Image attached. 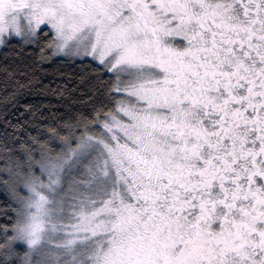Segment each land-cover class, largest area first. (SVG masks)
<instances>
[{
  "label": "snow or ice",
  "instance_id": "obj_1",
  "mask_svg": "<svg viewBox=\"0 0 264 264\" xmlns=\"http://www.w3.org/2000/svg\"><path fill=\"white\" fill-rule=\"evenodd\" d=\"M0 48L90 101L0 141V264H264V0H0Z\"/></svg>",
  "mask_w": 264,
  "mask_h": 264
},
{
  "label": "trees",
  "instance_id": "obj_2",
  "mask_svg": "<svg viewBox=\"0 0 264 264\" xmlns=\"http://www.w3.org/2000/svg\"><path fill=\"white\" fill-rule=\"evenodd\" d=\"M12 51V48L0 50V141L6 136L9 141L17 137L25 139L29 133L37 134L71 112L87 110L90 101L82 91L77 90V74L84 71L87 64L79 59L73 63L67 58L55 56L43 62L42 68L46 71L39 72L36 69L38 58L34 61L16 57ZM5 64L8 65V72L3 70ZM34 71L43 80V85L37 82L29 84ZM13 72L14 76L9 74ZM25 72L27 75H24ZM17 82L27 87H19ZM65 88L70 89L72 94H57V89Z\"/></svg>",
  "mask_w": 264,
  "mask_h": 264
},
{
  "label": "rangeland",
  "instance_id": "obj_3",
  "mask_svg": "<svg viewBox=\"0 0 264 264\" xmlns=\"http://www.w3.org/2000/svg\"><path fill=\"white\" fill-rule=\"evenodd\" d=\"M2 48H0V50H1ZM59 57H62V58H67V57H65V56H63V55H58ZM68 59V58H67Z\"/></svg>",
  "mask_w": 264,
  "mask_h": 264
}]
</instances>
